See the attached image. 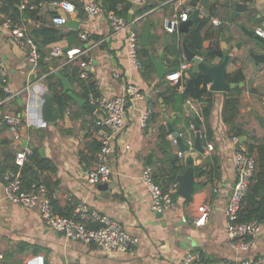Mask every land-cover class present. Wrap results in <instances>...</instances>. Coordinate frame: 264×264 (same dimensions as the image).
Returning a JSON list of instances; mask_svg holds the SVG:
<instances>
[{"label": "crops", "instance_id": "crops-1", "mask_svg": "<svg viewBox=\"0 0 264 264\" xmlns=\"http://www.w3.org/2000/svg\"><path fill=\"white\" fill-rule=\"evenodd\" d=\"M80 1L86 4L94 0ZM130 1L135 8L133 22L120 30L112 26L103 11L92 17L84 11L70 14L67 23L58 26L63 32H77L78 38L81 32L86 34L87 39L90 35L101 37L98 41L88 39L83 44L64 37L41 46V54H45L54 45L71 48L59 58L48 61L50 68L46 72H42L39 65L32 66L26 56L18 59L13 54L11 43L14 40L2 26L0 16V57L8 70V85L13 93L2 103V108L11 114H23L24 120L18 127L25 138L23 140L37 150L42 148L43 156L39 154L40 157L48 159L54 166V172L43 170L40 174L42 178L49 177L56 182L52 198L57 202L58 209L68 210L78 203H85L90 209L117 220L139 241L129 251L121 253L102 251L94 244L65 238L45 225L37 209L25 208L9 201L2 180L0 264H24L26 258L36 254L43 256L45 264H182L183 257L188 253L195 254L201 264H231L234 260L264 253V229L256 236L246 238L251 242L246 249L233 246L226 234L224 209L236 181L233 156L238 145L246 147L229 137L228 127L221 119L225 91H213V107L209 119L211 139L203 141L199 129L204 151L197 155L194 166L189 168L184 165L183 155L170 132L167 136L169 143L165 145L159 143L158 130L179 114L173 119V127L192 150L195 130L191 121L200 109V103L186 101L181 105V111L175 110L172 105H165L161 97H158V92L165 90V85L158 84L160 78L154 73L151 79H143L128 54L129 31L134 30L137 34L140 27L144 29L145 23L149 22V51L155 58L161 52L164 66L170 68L164 59V49L172 43L173 38L172 33L164 29L165 17L191 7V12L197 11L196 17H209V28L219 26H215L212 19L221 21L223 32L220 36L224 35L229 49L225 74L241 69L244 75L238 122H243L245 128L257 138H264L263 129L257 120L258 116L264 120V63L255 64L249 56L250 50L264 52V45L249 38L239 28V24L251 30L264 26V0ZM228 2H239L246 9L231 20L233 7ZM146 7V11L138 13ZM57 11L51 0L45 1L38 7V20L28 19L25 27L50 24L51 17ZM174 33L181 36V39L184 36L178 28ZM214 40L211 37V42ZM208 44L209 40H206L204 47ZM85 45H88L87 49ZM78 51L83 52L74 59L69 57L70 52ZM82 57L85 58V65L81 69L78 60ZM184 60L182 52L180 62ZM207 60L217 64L221 57ZM57 68L61 69L54 70ZM52 70L67 79L71 94L78 98L81 93L79 78L94 83L97 94L109 97L120 95L127 84L134 85L141 94V97L127 101L124 126L114 139L108 156L110 176L106 182L90 185L85 174L86 170L96 165L98 142L94 119L100 113L97 108L92 113L84 108L85 113H82L79 108L81 105L66 92L76 102L71 103L70 108L64 112L70 120L68 127H65L63 115L56 114L54 104L55 120L48 121L43 117L42 107L45 98L49 96L46 77ZM81 71L85 72V77L80 76ZM38 72L41 73L37 77ZM60 82L63 92L61 79ZM169 85L173 86L171 83ZM181 92L178 86L177 94ZM146 111H149V117L146 126L142 128L139 118ZM77 113L81 115L77 116ZM5 139L10 141L15 152L24 146L22 141H12L10 132L4 128L0 132V154L1 141ZM209 144L212 148L208 147ZM166 156L171 166L169 177L173 182L168 181L169 167L163 161ZM174 156L178 158L174 160L176 178L172 177L174 168L171 158L174 159ZM144 166L152 169L158 183L173 189L174 205L161 215L150 209L149 196L140 178ZM197 167L212 168L214 176L211 181H208L205 174L201 175ZM194 185L201 187L197 190ZM201 204L209 207V218L204 225L195 226L192 220L197 216V208ZM183 218L186 220L183 221Z\"/></svg>", "mask_w": 264, "mask_h": 264}, {"label": "built area", "instance_id": "built-area-1", "mask_svg": "<svg viewBox=\"0 0 264 264\" xmlns=\"http://www.w3.org/2000/svg\"><path fill=\"white\" fill-rule=\"evenodd\" d=\"M51 3L58 10L51 17V23L55 26H64L68 21V16L77 11L74 3L70 0H51ZM25 4L26 1L21 3L20 9H24ZM42 4L43 2H39L37 6L40 7ZM35 6L31 4L29 8L33 9ZM192 10L191 7H186L165 17L163 19L165 31L168 33L176 32L179 23L187 21ZM83 11L92 17L98 15L102 10L100 3L95 0L84 4ZM106 15L116 30L127 26L124 24L125 19L122 17L116 16L112 12ZM212 23L218 26L222 22L217 19H212ZM2 26L9 31L14 42L25 51V56L32 66H37L41 58L45 61H51L65 53L62 46L54 45L45 54H41L33 38L27 35L26 27L11 26V22L8 19L2 21ZM253 33L264 39V26L255 27ZM79 40L86 43V34L83 32L79 33ZM128 44L129 57L135 67L139 69L140 63L136 53L138 41L137 34L134 30L129 31ZM84 47L87 49L88 45ZM81 48L80 46L79 49ZM82 52L78 51L72 54L70 52L69 57L74 59L81 55ZM84 65L85 61H81L80 67ZM190 65L191 63L189 61L184 60L172 72L166 74L164 78L172 85L179 84L178 86L183 91V76L190 68ZM58 69L61 68L54 70ZM80 76L85 77V72L81 71ZM0 88L6 94L5 97L0 99V132L6 128L11 134L12 141L20 143L25 139L18 130V127L21 126L24 120L23 114L21 116L11 114L2 108V103L13 93L8 85V70L1 57ZM137 97H141V94L132 84H127L124 92L120 95L110 97L102 94L89 95L86 102L96 107L100 112L94 119L97 142L99 143V149L96 154V165L85 171L86 180L90 185L106 182L109 179L110 168L108 165V156L111 152L112 144L124 126L127 101ZM148 117L149 111L144 112L140 116L139 125L142 128L146 126ZM232 140L238 144V137L234 136ZM208 147L212 148L210 144ZM31 154L32 149L28 145H24L15 152L13 159L15 167H8L2 172L3 188L5 196L9 201L25 208L37 209L47 227L61 233L65 238L86 244H94L102 251L125 253L129 251L131 246L138 243V238L128 233L117 220L110 218L104 213L90 209L85 203H78L73 208L70 216H61L54 212L51 204V196L43 184H32L28 189H24L22 186L21 169ZM233 160L236 181L224 209L226 234L231 239L233 246L246 249L251 243L246 238L256 236L264 229V218L260 220L253 219L247 222L237 221L241 200L245 196L255 173L256 163L254 156L239 145L235 149ZM140 178L148 193L150 209L153 212L163 213L173 207V189H162L154 181L153 172L149 166L142 168ZM209 212V207L206 204L199 205L197 208V216L192 220V223L195 226L204 225L209 218ZM185 220L186 218H183V221ZM24 264H45V260L41 254H36L26 258ZM182 264H201V262L195 254L188 253L183 257ZM231 264H264V253L255 255L254 257L240 258L234 260Z\"/></svg>", "mask_w": 264, "mask_h": 264}, {"label": "trees", "instance_id": "trees-1", "mask_svg": "<svg viewBox=\"0 0 264 264\" xmlns=\"http://www.w3.org/2000/svg\"><path fill=\"white\" fill-rule=\"evenodd\" d=\"M25 8L20 9L21 3L25 2ZM48 0H0V16L1 22L8 19L11 22V26L25 27L27 20L35 21L38 20V6L39 2H45ZM74 3L79 13L83 12V3L80 0H70ZM101 5V10L108 14L112 12L114 15L126 19V16L132 7L130 0H98ZM31 4L36 5L35 8L30 9ZM141 9L138 13L146 11ZM209 17H196L190 26L188 32L185 34V43L187 47L195 53L196 56H201L203 59H213L215 57H222V50L220 47V33L223 32V27L218 26L216 28H209ZM143 28L140 27L137 32L138 47L136 49L137 59L140 63L139 72L145 80H149L155 73V67L151 61L150 51L146 50L141 44V36ZM26 33L29 37L33 38L35 43L40 49L41 46L47 45L52 42L61 40L64 37H68L72 41H76L78 44H83L77 37V32H63L58 26L41 23L39 26L26 28ZM181 35V34H180ZM101 36L90 35L88 39L98 41ZM211 37H214V42H211ZM172 43L167 45L164 49V59L167 66L170 68H177L180 61L182 60V40L181 36H176L172 33ZM87 39V40H88ZM209 40V44L204 47V42ZM40 51V50H39ZM41 53V52H40ZM71 52L70 54H72ZM85 60L84 57L79 58L78 65L80 62ZM42 72L49 71L50 65L48 61L40 59L38 64ZM82 69V67H81ZM41 72L36 75L39 76ZM184 90L177 94V88L179 84L170 86L165 78L160 79V85H165V90L158 92V97H161L162 102L165 105H172L175 110L181 111V105L186 101H197L201 107L195 113L194 121L201 131L203 141H210L212 130L210 127L209 119L211 110L213 107V91L208 88L211 83V78L206 73L196 70L194 64L191 63L190 68L185 72L183 76ZM225 80L229 83H238L244 80V75L241 69L236 70L232 74H226ZM79 86L81 93L78 95L85 101L88 100L89 93L97 94L95 90V84L86 80H80ZM47 87L49 90V96L51 97L52 103L55 106L56 114L62 116L67 108H70L71 103H76L66 92L61 91V82L56 72L52 71L46 77ZM156 85V87L158 86ZM159 85V86H160ZM242 88L235 86L227 89L223 93V103L221 108V119L224 124L228 127L229 137H238V144H243L249 154L253 155L256 163L255 173L250 181L249 187L243 199L241 200L240 209L238 212V222H247L253 219L261 218V209L264 210V138H257L253 133L249 132L244 123L238 122L239 116V103ZM6 94L0 88V99L5 97ZM82 113H85L83 106L79 107ZM81 115L77 113V116ZM190 119V118H189ZM188 119V120H189ZM191 120V119H190ZM187 126L190 129V124L187 122ZM192 132V128L190 129ZM169 131L166 126L162 125L158 130V140L160 144L168 145L169 141L167 136ZM94 143V142H93ZM97 143V142H96ZM1 154H0V166L2 172L8 167H15L13 163L15 151L10 146L8 139L1 141ZM96 151L99 149V143L96 144ZM174 160L178 158L174 156ZM168 165V181L173 182V179L169 177V171L171 166L169 158L166 156L163 160ZM201 175L207 177L208 181H211L214 176V170L212 168L203 169L197 167ZM43 170L54 172L55 168L48 159L41 158L36 148L32 149V154L28 157L27 162L21 169L22 186L24 189H28L32 184H43L51 196V204L54 212L61 216H70L73 208L68 210L58 209L57 202L52 198V191L57 186L56 182L52 181L49 177H43L40 173ZM154 181L161 186L162 189H168V187L161 185L155 179ZM81 264V263H76Z\"/></svg>", "mask_w": 264, "mask_h": 264}, {"label": "water", "instance_id": "water-1", "mask_svg": "<svg viewBox=\"0 0 264 264\" xmlns=\"http://www.w3.org/2000/svg\"><path fill=\"white\" fill-rule=\"evenodd\" d=\"M95 1V0H94ZM138 1H142V0H138ZM229 5H231L233 7V10L231 11L230 14V19L233 20L241 11L246 9V6L244 4H241L239 2H228ZM135 11V8L132 7L127 16L126 19L124 21L125 25L131 24L133 22V13ZM197 15V11H193L191 12L189 18L187 21L185 22H180L178 25V31L182 32L184 34L183 36V40H182V52H183V58L186 61H191L195 66L196 69L200 72L206 73L208 76H210L211 78V83L209 85V89L212 91H226L229 88H233L235 86H239L242 87L243 86V82L240 81L238 83H234V82H227L225 80V68L227 65V62L229 60V49L227 46V43L225 41V37L224 35L221 34L220 38H221V50H222V57L219 63L214 64L206 59H203L201 57H198L195 55V53L193 51H191L186 43H185V34L188 32L193 19L196 17ZM74 28H76V26H74ZM239 28L244 32L245 35H247L249 38H251L252 40L254 39L257 42H260L261 44L264 45V39L256 36L253 33V30L245 27L243 24H239ZM149 37H150V23L146 22L144 25V29L142 32V36H141V40H140V44L146 49L149 50ZM12 51L13 54L18 58V59H23L25 58V51L22 50L17 44L16 42L12 41ZM70 48L68 46H66L65 48H63L64 52L68 51ZM249 56L254 60L255 64H259V63H264V52H255L254 50H250ZM150 57H151V61L155 67V75L157 78L163 79L165 77L166 74L170 73L173 71V68H166L163 64L162 58H161V52L159 54V56H157V58L153 57L152 54L150 53ZM56 75L59 77V79L62 80L63 83V92H67L70 96L74 97L76 99V101L83 106L87 111L89 112H93L95 107L93 105L88 104L84 99L75 97L71 94V86L69 84V82L67 81V79L61 74L56 72ZM42 112H43V117L48 120V121H54L56 116L53 110V103L51 100V97L48 96L45 98V102L43 104L42 107ZM179 114H176L175 116H173L170 120L167 121L166 123V127L168 129V131L170 132L171 136L174 138L178 148H179V152L183 155L184 158V165L192 168L194 166L195 163V159L197 157V155L199 153H202L204 151V148L202 146L201 143V138H200V134H199V127L197 126V124L195 123L194 120L191 121V124L195 130V138L193 140V146H192V150L189 148V143L185 142L183 140V138L181 137V135L179 134V132H177L174 127H173V119H175L176 116H178ZM192 115H194V113L192 112ZM63 118L65 121V127H68V125L70 124V120L67 117V115L63 114ZM257 120L260 124V127L263 129V134H264V120L262 118H260L259 116L257 117ZM23 145H28L30 147V149H33V145L29 144L26 140L22 141ZM39 154L41 156H43V149L39 148L38 149ZM171 162H172V166L174 168L173 172H172V177L176 178L177 176V171L175 169V162L174 159L171 158ZM0 182H2V170H1V166H0ZM195 189L199 190L200 189V185H194L193 186ZM159 215H161V213H158ZM261 218H264V210L261 209Z\"/></svg>", "mask_w": 264, "mask_h": 264}]
</instances>
